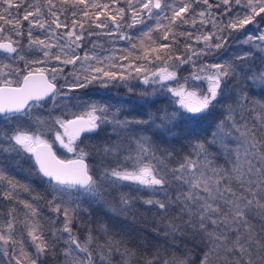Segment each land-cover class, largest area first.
I'll list each match as a JSON object with an SVG mask.
<instances>
[{"label":"snow or ice","instance_id":"obj_1","mask_svg":"<svg viewBox=\"0 0 264 264\" xmlns=\"http://www.w3.org/2000/svg\"><path fill=\"white\" fill-rule=\"evenodd\" d=\"M0 264H264V0H0Z\"/></svg>","mask_w":264,"mask_h":264},{"label":"trees","instance_id":"obj_2","mask_svg":"<svg viewBox=\"0 0 264 264\" xmlns=\"http://www.w3.org/2000/svg\"><path fill=\"white\" fill-rule=\"evenodd\" d=\"M100 95H104L106 99L111 100L114 103L124 102L128 106H135L140 101L139 95H126L123 88H112L111 90L105 93L104 90H101V93L96 96L97 99L100 98ZM157 102L156 106H159ZM183 128V125H181ZM27 167V165H25Z\"/></svg>","mask_w":264,"mask_h":264},{"label":"rangeland","instance_id":"obj_3","mask_svg":"<svg viewBox=\"0 0 264 264\" xmlns=\"http://www.w3.org/2000/svg\"><path fill=\"white\" fill-rule=\"evenodd\" d=\"M252 26H249V28H251ZM121 44H123V41H121L120 42ZM233 50H235V46H233ZM159 103V105L161 104V103H166V101H158ZM61 151H63V150H61ZM65 155H67L68 157H71L72 156V154H70V153H65Z\"/></svg>","mask_w":264,"mask_h":264}]
</instances>
